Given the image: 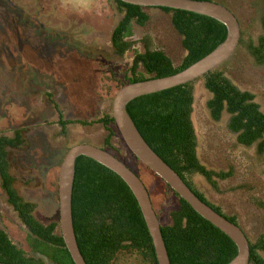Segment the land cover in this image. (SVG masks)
I'll return each instance as SVG.
<instances>
[{
    "label": "rangeland",
    "instance_id": "1",
    "mask_svg": "<svg viewBox=\"0 0 264 264\" xmlns=\"http://www.w3.org/2000/svg\"><path fill=\"white\" fill-rule=\"evenodd\" d=\"M212 1L236 15L244 38L256 40L260 36L258 0ZM10 2L0 0V131L11 134L17 127L25 129L26 142L20 149L11 150V171L16 175L18 192L36 203L35 218L46 224L58 220L57 178L66 151L80 143L102 147L107 135L99 122L81 125L76 120L97 121L111 113L114 94L109 91L116 90V80L123 78L133 53L120 58L112 51L111 34L122 16L114 0ZM145 11L148 22L142 27L133 24V34L140 38L151 33L154 42L178 65L185 50L170 15L159 8ZM137 49L143 50L139 46ZM220 68L238 88L254 93L264 112V68L256 67L244 47ZM194 89L192 121L198 157L208 169L232 168L234 172L226 180L217 179L218 189L200 174H194L192 180L224 213L236 216L239 226L255 242L264 236V209L258 206L259 200L264 203V153L236 143V134L227 126V113L220 121L211 117L206 106L211 93L202 78L195 82ZM47 93L53 95L64 118L73 121L66 136L61 133L58 112ZM114 130V149H106L146 181L161 224L171 223L170 212L178 207L177 196L159 187L153 174L137 161ZM0 228L27 249V229L7 203L1 187ZM123 264L145 263L133 256L125 258Z\"/></svg>",
    "mask_w": 264,
    "mask_h": 264
},
{
    "label": "trees",
    "instance_id": "2",
    "mask_svg": "<svg viewBox=\"0 0 264 264\" xmlns=\"http://www.w3.org/2000/svg\"><path fill=\"white\" fill-rule=\"evenodd\" d=\"M114 1L124 15L112 31V51L123 58L131 50L133 56L123 78L116 80V90L109 91L110 95L128 83L182 71L211 52L227 34L225 25L212 17L186 10L159 8L170 15L171 23L181 35V43L186 50L181 62L175 65L168 54L162 48L153 47L147 37L143 39L145 45L142 51L137 48L132 50L134 42L127 40V37L133 34V24L146 25L149 15L146 8ZM261 3L263 10L260 11L259 20L262 33L253 40L244 38L241 31L238 47H244L257 64H264V0ZM202 79L211 93L206 103L211 117L220 121L223 113H227V126L236 134V143L246 147L255 146L257 153L263 154L264 112L254 101L256 95L238 88L220 66ZM195 82L137 97L128 103L126 109L150 147L184 179L194 193L228 220L239 224L236 216L224 213L192 180L194 174H200L213 188L218 189L217 179L226 180L234 172L232 168L228 171L208 169L198 157V141L192 121ZM47 96L58 112L57 123L61 133L66 136L67 127L73 121L64 118L51 93H47ZM76 122L81 125L101 123L107 131L101 148L114 149L112 137L115 130L111 113L103 114L97 121ZM24 131V128L18 127L11 134L0 131V187L7 203L27 229V249L20 247L6 230L0 228V262L45 264L47 260L51 264H75L58 232V220L46 224L38 221L34 216L36 203L26 200L16 187L17 178L11 171V150L24 145ZM138 162L153 174L160 188L173 192L160 177ZM142 181L152 201V190L145 180ZM176 196L178 207L170 212L171 223L161 226L171 264H228L237 254L235 243L184 199ZM258 206L264 209V203L260 200ZM72 214L77 243L87 264H123L125 258L133 256L139 257L145 264H157L152 239L134 194L118 174L87 156L76 159ZM262 252L264 236L260 235L255 242L250 241V264H264Z\"/></svg>",
    "mask_w": 264,
    "mask_h": 264
},
{
    "label": "water",
    "instance_id": "3",
    "mask_svg": "<svg viewBox=\"0 0 264 264\" xmlns=\"http://www.w3.org/2000/svg\"><path fill=\"white\" fill-rule=\"evenodd\" d=\"M143 8L186 10L212 17L227 29L225 39L207 55L175 74L149 78L125 84L114 94L111 114L114 127L125 146L143 165L160 177L170 189L184 199L198 214L224 232L236 245L237 254L228 264H250V241L244 230L223 214L202 201L184 179L167 164L146 142L126 107L133 99L163 91L175 86L195 82L211 70L223 65L237 51L241 39V27L236 15L225 5L212 0H120ZM87 156L118 174L134 194L148 232L151 236L157 264H171L161 232V221L153 207L149 192L142 179L121 158L108 150L89 143L71 146L62 158L57 178L58 232L75 264H87L77 243L73 214L72 193L76 159ZM0 264H10L0 262Z\"/></svg>",
    "mask_w": 264,
    "mask_h": 264
},
{
    "label": "flooded vegetation",
    "instance_id": "4",
    "mask_svg": "<svg viewBox=\"0 0 264 264\" xmlns=\"http://www.w3.org/2000/svg\"><path fill=\"white\" fill-rule=\"evenodd\" d=\"M6 2H8V3H10L11 4V2H10V0H5ZM261 2H263V0H258V3H256V4H258L259 5V10L261 11V10H263V3H261ZM115 4H116V6H118L117 5V3L115 2ZM118 9V8H117ZM118 11L122 14V16L124 15V12L121 10H119L118 9ZM122 16H121V18H122ZM170 22H171V18H170ZM118 23V22H117ZM135 24V23H134ZM172 24V23H171ZM117 25V24H116ZM137 25V24H136ZM138 26H140V25H138ZM142 27V26H141ZM172 27H173V25H172ZM173 29H174V31L179 35V36H181L177 31H176V29L173 27ZM145 37H147V38H149L150 40H151V44L153 45V47L155 46L156 48H161L160 46H158L155 42H154V36L151 34V33H144L143 34V36L142 37H140V38H136V36H135V33L134 34H132L131 36H129V37H127V40H129V41H133L134 42V45L132 46V50L133 49H135V48H137L138 46L139 47H141V49H143L144 48V42H143V39L145 38ZM182 44V43H181ZM183 47V46H182ZM184 49V48H183ZM185 50V49H184ZM131 51V50H130ZM130 51H128V52H130ZM140 51V50H139ZM165 51V50H164ZM247 52V51H246ZM185 54H186V50H185ZM184 54V55H185ZM248 54V56L250 57V59L252 60V62L256 65V67H260V68H264V64H257L256 63V60H255V58L253 57V56H251L249 53H247ZM131 62H132V60H131ZM254 101L255 102H257L256 101V97H255V99H254ZM258 103V102H257ZM259 104V103H258ZM259 106H260V104H259ZM260 109H261V107H260ZM262 111V110H261ZM61 128V127H60ZM67 131H68V128H67ZM255 147V146H254ZM255 149H256V147H255ZM257 151V150H256ZM249 241H251L250 239H249Z\"/></svg>",
    "mask_w": 264,
    "mask_h": 264
}]
</instances>
